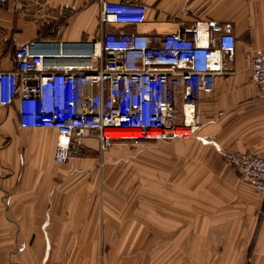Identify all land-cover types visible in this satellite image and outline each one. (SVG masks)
<instances>
[{"label":"crops","instance_id":"crops-1","mask_svg":"<svg viewBox=\"0 0 264 264\" xmlns=\"http://www.w3.org/2000/svg\"><path fill=\"white\" fill-rule=\"evenodd\" d=\"M103 1L145 4V19L102 23L101 0H0V71L15 70L16 49L34 41L95 42L107 32L151 36L198 27L215 43L230 32L232 58H222L224 72L201 93L200 128L190 141L211 158L210 169L229 176L180 178L188 192L177 189L173 204L160 210L135 195L120 207L94 191V177L57 176L55 129L20 126L17 101L0 106V264H264V201L225 157L234 149L264 154V93L249 69L253 50L264 47V0ZM68 161L61 174L87 164Z\"/></svg>","mask_w":264,"mask_h":264},{"label":"built area","instance_id":"built-area-1","mask_svg":"<svg viewBox=\"0 0 264 264\" xmlns=\"http://www.w3.org/2000/svg\"><path fill=\"white\" fill-rule=\"evenodd\" d=\"M147 6L101 0L102 23L137 24ZM90 48L59 49L61 56L35 52L32 43L15 51L17 68L0 71V106L17 101L22 127L55 129L64 139L53 160L63 164L74 153L91 151L77 138L92 137L104 150L115 130L139 131L131 143L186 139L200 127L202 92L231 59L235 37L222 32L212 43L208 30L151 35L107 32ZM252 82L264 93V47L249 58ZM150 132H156L149 136ZM227 162L264 201V154L230 150Z\"/></svg>","mask_w":264,"mask_h":264},{"label":"rangeland","instance_id":"rangeland-1","mask_svg":"<svg viewBox=\"0 0 264 264\" xmlns=\"http://www.w3.org/2000/svg\"><path fill=\"white\" fill-rule=\"evenodd\" d=\"M194 134L186 139L172 138L137 143L114 142L104 150H100L97 142H89V139L83 142L82 139H78L81 145L85 143L91 145L89 146L91 151L74 153L68 162L77 161L87 164L80 167L77 173L68 170L61 174L58 168L65 167L66 163H54V169L57 176L76 174L96 178L97 185L94 191L107 194L112 203L120 207H126V203L135 195L139 197L141 203L143 196H147L148 207L160 210L173 204L172 201H175L173 193L177 189L178 192H188V188H185L188 185L182 180L185 177L229 176L226 173L221 174L218 168L210 169L211 158L205 151L201 152L199 149L197 152L199 145L190 142ZM90 161L94 162L92 166ZM233 175L239 177L237 173ZM165 201H168L166 206ZM189 203V199L182 201L183 205ZM212 204L217 208L222 202L217 201ZM153 251L150 250L149 253Z\"/></svg>","mask_w":264,"mask_h":264},{"label":"water","instance_id":"water-1","mask_svg":"<svg viewBox=\"0 0 264 264\" xmlns=\"http://www.w3.org/2000/svg\"><path fill=\"white\" fill-rule=\"evenodd\" d=\"M211 25L215 28L217 24L215 22H211ZM31 48L35 52H40L43 54L57 53L61 48L65 50L67 48H90L91 43L86 41H77V42H52V41H34L31 42Z\"/></svg>","mask_w":264,"mask_h":264},{"label":"bare ground","instance_id":"bare-ground-1","mask_svg":"<svg viewBox=\"0 0 264 264\" xmlns=\"http://www.w3.org/2000/svg\"><path fill=\"white\" fill-rule=\"evenodd\" d=\"M141 133L139 131H132V130H115L107 132V136L111 138V143L114 142H131L134 138L138 137ZM156 132H150L149 136H154ZM64 138L61 135H57V142H62ZM110 143V144H111ZM109 144V145H110Z\"/></svg>","mask_w":264,"mask_h":264}]
</instances>
